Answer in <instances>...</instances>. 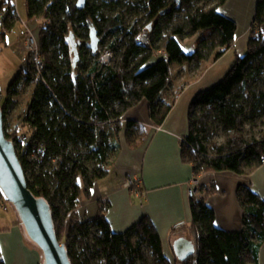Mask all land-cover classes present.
<instances>
[{
	"label": "trees",
	"instance_id": "1",
	"mask_svg": "<svg viewBox=\"0 0 264 264\" xmlns=\"http://www.w3.org/2000/svg\"><path fill=\"white\" fill-rule=\"evenodd\" d=\"M227 1L86 0L80 10L78 0H26L30 21L39 22L44 68L38 77L30 59L0 107L5 123L21 82L35 83L20 123L5 126V135L14 144L30 191L50 205L56 236L72 264H172L148 217L117 234L104 209L91 219L79 218L76 211L82 197L90 198L93 185L111 174L121 134L131 150L146 142L148 128L123 118L147 101L153 126L162 127L186 85L234 47L237 23L220 12ZM8 6L6 18L0 17V49L22 22L6 1L0 13ZM256 6L247 54L237 56L228 75L190 104L181 155L196 179L212 172L252 176L264 165V130L256 129L264 123V0ZM90 23L103 37L100 45L107 40L113 50L112 63L103 64L101 52L88 46ZM149 25L151 41L142 44ZM72 33L81 43L75 67ZM191 42L195 45L188 53ZM174 64L185 69L175 74ZM179 79L183 82H175ZM21 136H29L30 143L24 145ZM198 187L197 197L190 199L196 252L179 264H260L264 199L240 186L242 229L223 231L208 206L216 187ZM0 264H5L1 252Z\"/></svg>",
	"mask_w": 264,
	"mask_h": 264
},
{
	"label": "crops",
	"instance_id": "2",
	"mask_svg": "<svg viewBox=\"0 0 264 264\" xmlns=\"http://www.w3.org/2000/svg\"><path fill=\"white\" fill-rule=\"evenodd\" d=\"M257 1L228 0L220 9L222 15L237 23L235 45L217 62L209 63L201 75L186 85L162 127L153 126L147 101H143L123 118V122L134 121L145 125L149 136L142 147L131 150L121 134L122 148L111 167V174L93 185L90 198L80 199L76 211L79 218L97 217L104 209L112 232L119 234L148 217L161 235L165 256L170 263L179 264L173 243L181 237L191 243L195 242L191 232V201L187 197L194 176L192 166L183 163L181 155V142L189 133V107L198 93L219 84L228 75L237 56L247 54ZM262 34L264 35V25ZM24 42L25 36L21 35L14 44L8 40L7 46L0 49V104L6 101L11 83L26 69L21 60L20 64L16 63L18 58H22L20 49ZM194 43L188 44V53L193 49ZM173 69L175 74H179L185 68L173 65ZM21 83L18 94L12 97L13 102L8 112L13 117L26 112L33 96L35 83ZM24 84L29 87L26 97L23 96L25 93H21ZM17 123H20V119ZM128 179L138 180L139 194L137 190L125 187L124 182ZM198 182L199 186L216 187V193L208 197V206L214 209L216 226L223 231L237 232L242 229L243 209L237 197L240 186H249L264 199V165L252 176L212 172L201 175ZM2 202L6 201L0 191V204ZM0 211L8 212L2 207ZM27 237L18 215L7 217L0 213V252L3 263L43 264L42 251L27 242ZM194 245L196 248V243ZM260 252L259 263L264 264V246Z\"/></svg>",
	"mask_w": 264,
	"mask_h": 264
},
{
	"label": "water",
	"instance_id": "3",
	"mask_svg": "<svg viewBox=\"0 0 264 264\" xmlns=\"http://www.w3.org/2000/svg\"><path fill=\"white\" fill-rule=\"evenodd\" d=\"M86 0H78L77 8L82 10L86 6ZM163 12L162 14H164ZM90 25L89 47L93 52L99 51L101 38L96 26ZM152 26L145 31V38ZM146 39H141V43ZM73 51L74 67L80 61L79 45L76 36L72 33L69 38ZM147 44V43H146ZM149 45V44H147ZM0 189L8 200V203L16 208L21 224L25 228L27 236L37 245L43 254V264H72L69 260L67 249L57 238L51 215V207L46 200L36 197L30 191L23 166L18 159L14 144L5 135L4 118L0 107ZM173 249L177 260L182 263L195 255L194 243L181 237L174 243Z\"/></svg>",
	"mask_w": 264,
	"mask_h": 264
},
{
	"label": "rangeland",
	"instance_id": "4",
	"mask_svg": "<svg viewBox=\"0 0 264 264\" xmlns=\"http://www.w3.org/2000/svg\"><path fill=\"white\" fill-rule=\"evenodd\" d=\"M92 1V0H91ZM99 2L101 1V0H98ZM16 5H17V10H18V13H19V16H21V18H22V22L19 24V25H17L16 26V29H15V31L13 32V33H10L9 35H8V39H9V41L12 43V44H14L16 41H18V38H19V35H21V33H22V31H27V27H29L33 32H34V34L37 36V34H38V31H39V26H38V23L39 22H31L30 21V19H29V16H28V11H27V5H26V0H16ZM35 23H37V24H35ZM25 24H28V26L27 27H25ZM151 31H152V29L150 30V32H148L149 33V35H148V38L146 37L145 38V33L142 35V37H141V39H146L144 42H143V44H149L150 43V41H151V38H152V33H151ZM101 38V41H102V38L103 37H100ZM90 43V41L88 42V44ZM108 41L106 40V42H105V44L104 45H100V48H99V51L101 52V62L103 63V58L105 57V55H106V53H108L109 54V58H107L106 60V63H105V65L106 64H109V63H112L113 61H114V52H113V50L112 49H108ZM13 59L16 61V58L13 56ZM20 60H22V58L21 59H17V61H16V63H18V64H20L21 63V61ZM23 62V61H22ZM104 64V63H103ZM174 66L176 67V66H178L177 64H174ZM27 66L25 65L24 66V68H26ZM176 70V69H175ZM173 72H175L176 73V71H174V69H173ZM25 86H23L22 87V90H21V93L22 94H24L23 96H25L26 97V95H27V91H28V86H27V84H24ZM26 100V99H25ZM24 100V101H25ZM23 113H21V114H16L14 117L10 114V113H8V119H7V121L4 123V128H5V126H7L8 128H9V125L10 126H12V127H16V125L18 124L17 123V120H19L21 117V115H22ZM257 129V131L258 132H260V131H262V130H264V123H261V124H259V126L256 128ZM223 139H222V137H217V141L218 142H221ZM121 141H122V136H121ZM135 190H138L137 189V187L135 188ZM6 201V200H5ZM1 205H4V207H2ZM0 207H2L3 208V210L4 211H8V212H2V211H0V213H2L3 215H5V216H7V217H11V216H13V215H18V213H17V211H16V208L13 206V205H11L10 203H8L7 201L6 202H2L1 204H0ZM5 207L7 208V209H5ZM19 217V216H18ZM28 238V241L27 242H29L30 244H32L33 246H35V244L32 242V240L31 239H29V237H27ZM37 246V245H36ZM44 263V262H43Z\"/></svg>",
	"mask_w": 264,
	"mask_h": 264
},
{
	"label": "built area",
	"instance_id": "5",
	"mask_svg": "<svg viewBox=\"0 0 264 264\" xmlns=\"http://www.w3.org/2000/svg\"><path fill=\"white\" fill-rule=\"evenodd\" d=\"M3 1H6L8 3H10L11 5H13L17 10V5H16V0H0V4L3 3ZM9 7L8 6L4 12L0 13V17L2 19L6 18V16L8 15V11H9ZM26 27V26H25ZM2 33V32H1ZM4 33V32H3ZM39 34H40V27H39V31L37 36L34 34V32L27 27V33L25 35V42L23 43L22 47H21V52H22V60L24 65H28V63L30 62V59H32V61H35V68L36 71H38V77H40L42 75V69L44 68V62L41 59V54H40V49H39ZM109 58V54L106 53L105 57L103 58V63H106V59ZM22 141L24 142V145L29 144L30 143V139L29 136H21ZM264 163V160L262 161ZM138 180L136 179H128L124 182L125 187L127 189L130 190H134L137 187V191L138 194L140 193L139 187L137 186ZM199 186V182L198 179L193 178L190 182V186L187 192V197L188 199H192L197 197L198 195V187ZM2 207H4V205H1ZM5 209H7L5 207Z\"/></svg>",
	"mask_w": 264,
	"mask_h": 264
}]
</instances>
